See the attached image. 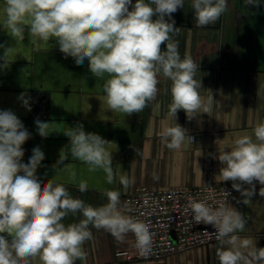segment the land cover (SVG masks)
Listing matches in <instances>:
<instances>
[{
    "label": "clouds",
    "instance_id": "9594fccd",
    "mask_svg": "<svg viewBox=\"0 0 264 264\" xmlns=\"http://www.w3.org/2000/svg\"><path fill=\"white\" fill-rule=\"evenodd\" d=\"M244 2L249 8L264 7V0ZM184 4L185 0H3L0 25L13 40L24 41L27 34L34 50L54 40L64 57H72L76 65L87 60L92 76L104 80L101 98L110 112L142 113L156 100L161 80L170 82L167 115L173 123L159 135L169 150H179L193 144L194 138L176 122L178 110L192 120L211 113L219 102L211 91L201 95V80L195 78L199 64L191 55L182 58L179 53L174 37L181 29L175 27L173 14ZM228 7V0H191L195 26L215 24ZM0 49V69H6L13 49L4 44ZM18 99L31 111L26 93ZM35 124L38 134L47 138L51 123L37 119ZM63 135L69 144L57 161L63 167L53 165L57 172L75 179L71 165L64 164L67 153L72 160L86 164L89 172L102 170L109 185L119 182L125 189L132 185L133 180L113 167L112 142L86 132L83 125L66 127ZM30 138L12 110H0V264H32L36 258L41 264L84 261L83 246L93 239V229L109 233L119 243L132 234L141 257L152 253L150 225L122 207L120 190L104 189L106 203L94 206L71 195L67 185L54 178L42 184L37 169L45 154L40 147L32 149L27 163L22 162V145ZM202 155L200 151L199 157ZM212 158L222 165L221 181H231L232 189L243 197L238 202L246 205L252 200L257 182L261 186L258 194L264 197V121L255 125L252 134L238 136L230 149L222 147ZM153 179L159 177L154 173ZM75 187L80 193L90 190L87 180ZM188 207L196 224L215 229L218 264H264V247L239 235L247 224L243 212L227 200L214 207L189 198ZM69 215L80 219L66 224Z\"/></svg>",
    "mask_w": 264,
    "mask_h": 264
},
{
    "label": "crops",
    "instance_id": "0c3cea01",
    "mask_svg": "<svg viewBox=\"0 0 264 264\" xmlns=\"http://www.w3.org/2000/svg\"><path fill=\"white\" fill-rule=\"evenodd\" d=\"M228 2L227 11L215 24L205 28L195 26L191 0H185L184 7L173 14L175 27L181 29L174 37L179 42L181 57L191 55L199 64L195 78L201 80V95L207 96L211 91L219 101L211 113L192 120H188L183 110H178L176 122L194 138L193 144H185L179 150H169L159 135L162 128L173 123L167 115L170 82L161 80L156 100L142 113L125 116L110 112L101 98L104 80L92 76L87 60L76 65L72 57H64L54 40L34 50L27 34L24 41L13 40L0 25V44L13 49L12 62L6 69H0V110H12L31 134L22 145L25 152L22 162L27 163L32 149L40 147L45 154L37 169L41 183L54 178L66 184L71 195L94 206L106 203L104 189L120 190L121 205L127 208L125 197L139 186L187 188L211 180L232 187L231 181H221L222 165L212 157L222 147L230 149L238 136L252 134L255 125L264 121V7L249 8L244 0ZM21 93L30 97L31 111L18 99ZM37 119L51 123L47 138L38 134ZM77 125L112 142L109 147L113 152V167L134 181L130 187L125 189L119 182L107 184L102 170L89 172L86 164L72 160L67 153L64 164L71 165L75 179L53 168L69 144L63 130ZM200 151L203 155L199 157ZM154 173L158 180L153 179ZM80 180L88 181V192L80 193L75 187ZM260 187L257 182V194L246 205L238 202L243 197L233 189L234 197L229 204L247 219L245 231L239 235L252 238L257 247H264V197L258 194ZM79 219L69 215L64 222ZM92 231L93 239L83 246L86 260H78L76 264H218L217 241L162 259L126 261L117 257L116 252L134 251L132 234L119 243L103 230ZM32 264L41 262L36 258Z\"/></svg>",
    "mask_w": 264,
    "mask_h": 264
},
{
    "label": "built area",
    "instance_id": "2783aa9c",
    "mask_svg": "<svg viewBox=\"0 0 264 264\" xmlns=\"http://www.w3.org/2000/svg\"><path fill=\"white\" fill-rule=\"evenodd\" d=\"M226 192L229 193L228 196ZM233 197L234 190L230 185H218L211 180L187 188L137 187L125 197V202L127 208L131 209L129 214L150 225L154 234L152 253L146 258L141 257L135 248L133 252L117 251L116 256L126 261H150L216 242L212 226L193 221L188 207L189 198L205 200L216 207L226 200L230 203Z\"/></svg>",
    "mask_w": 264,
    "mask_h": 264
}]
</instances>
